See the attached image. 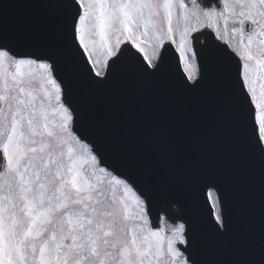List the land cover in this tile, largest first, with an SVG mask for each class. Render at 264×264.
<instances>
[{
	"label": "snow or ice",
	"instance_id": "1",
	"mask_svg": "<svg viewBox=\"0 0 264 264\" xmlns=\"http://www.w3.org/2000/svg\"><path fill=\"white\" fill-rule=\"evenodd\" d=\"M17 6L0 4V264H264V0ZM209 29L235 78L210 38L194 50ZM145 172L173 204L206 188L213 220L154 230Z\"/></svg>",
	"mask_w": 264,
	"mask_h": 264
},
{
	"label": "water",
	"instance_id": "2",
	"mask_svg": "<svg viewBox=\"0 0 264 264\" xmlns=\"http://www.w3.org/2000/svg\"><path fill=\"white\" fill-rule=\"evenodd\" d=\"M8 2L12 5V7L9 8V14L10 17L15 18L17 15H19L24 9L21 7H18L17 5L24 4L27 2V0H8ZM5 3V0H0V4ZM208 40V39H207ZM206 40V41H207ZM219 46V45H218ZM203 46L196 45L194 46L195 50H198ZM222 49H225L224 47L219 46ZM226 50V49H225ZM231 57V56H230ZM237 62V61H236ZM233 59H231V65L234 70L233 73V78H235L236 70H237V64ZM175 68L174 70L175 73L179 72V68L177 64L175 63ZM171 70L169 69L168 75L170 76ZM180 73V72H179ZM181 75L179 74L178 77L172 79V84H178L179 79ZM201 93L199 91L187 94L188 98H195L199 96ZM182 95L179 93V90L177 89V97L180 98ZM98 115V112L96 110H93L91 113H89L87 116L83 118L82 123L84 126H87L89 123L94 121ZM131 123L129 125L128 131L134 133L137 128H136V117L132 116L130 118ZM83 130V128H82ZM182 132V128L180 126V114L177 113L175 116L171 117L169 120L168 124V135L171 137L173 140H178ZM172 144L169 142L168 144L161 145L159 147L163 148V150H167L169 147H171ZM107 158L109 160V163L115 164L116 161V154L109 150L107 153ZM116 167H119L121 171L123 172H130V169L120 166L119 164L115 165ZM138 183L140 186L144 189H151L156 194L152 198V207H151V215L150 218L152 220V226L156 227L157 221H158V216L159 213H164L170 223H176L177 221H182L184 219H195L197 223L201 224H207L210 220L212 219V211L210 207L208 206L206 194H207V189L202 188L200 191L196 193V199H195V204L191 205L185 201H181L180 203L173 204L170 201H166V199L160 195V188H158L155 184V181L153 180V176L151 175L150 172H145L143 174H138ZM220 192H223V189H220ZM174 208H177L178 212H174ZM182 209H187V211H182ZM214 222V221H213Z\"/></svg>",
	"mask_w": 264,
	"mask_h": 264
}]
</instances>
